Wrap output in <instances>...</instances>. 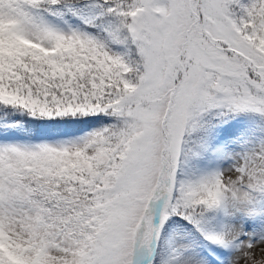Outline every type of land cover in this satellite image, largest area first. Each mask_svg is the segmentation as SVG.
<instances>
[{
  "label": "snow or ice",
  "instance_id": "snow-or-ice-1",
  "mask_svg": "<svg viewBox=\"0 0 264 264\" xmlns=\"http://www.w3.org/2000/svg\"><path fill=\"white\" fill-rule=\"evenodd\" d=\"M0 264H264V0H0Z\"/></svg>",
  "mask_w": 264,
  "mask_h": 264
}]
</instances>
